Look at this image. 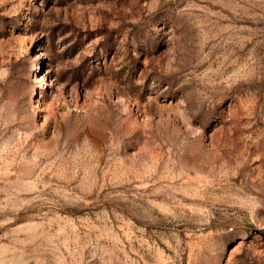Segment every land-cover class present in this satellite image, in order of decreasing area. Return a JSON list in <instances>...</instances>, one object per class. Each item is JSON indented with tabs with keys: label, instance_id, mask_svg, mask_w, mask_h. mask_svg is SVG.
I'll return each instance as SVG.
<instances>
[{
	"label": "rangeland",
	"instance_id": "374dc122",
	"mask_svg": "<svg viewBox=\"0 0 264 264\" xmlns=\"http://www.w3.org/2000/svg\"><path fill=\"white\" fill-rule=\"evenodd\" d=\"M0 264H264V0H0Z\"/></svg>",
	"mask_w": 264,
	"mask_h": 264
}]
</instances>
